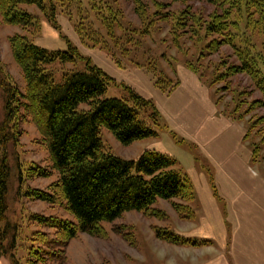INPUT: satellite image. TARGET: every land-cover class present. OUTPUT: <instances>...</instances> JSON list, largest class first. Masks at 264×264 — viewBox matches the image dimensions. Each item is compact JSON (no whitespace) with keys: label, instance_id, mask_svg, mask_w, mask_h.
Wrapping results in <instances>:
<instances>
[{"label":"rangeland","instance_id":"obj_1","mask_svg":"<svg viewBox=\"0 0 264 264\" xmlns=\"http://www.w3.org/2000/svg\"><path fill=\"white\" fill-rule=\"evenodd\" d=\"M257 1L261 4L258 11L248 6L249 0H47L49 7L52 3L57 7L56 25L49 23L35 6L23 7L37 20L27 31L6 25L0 18V122L5 117L4 85L11 83L21 93L26 92L24 75L13 58L9 37L25 34L51 50H65L69 41L84 60L77 64H55L49 70L60 81L65 72L83 69L86 59L90 60L114 77L105 98H127L123 86L137 92V81L149 93L163 91L157 85V77L164 84L163 92L171 93L172 87L179 83L180 72L191 66L209 86L220 112L246 125L245 141L252 152L257 149L253 160L264 176V81L259 83L240 70L234 73V69H240V56L250 54L257 58L258 79H264V21L259 16V11L264 15V0ZM226 13L231 16L227 30L210 33L209 28L218 20L222 23L220 18ZM249 19H253V25H249ZM152 98L157 99L154 94ZM86 108V104L80 106ZM140 114L158 136L123 145L102 128L107 152L135 160L145 150H162L176 159L179 170L202 165L204 159L198 149L185 143L163 120L156 125L151 108L140 109ZM15 122L18 144L7 147L10 166L7 216L18 226L14 253L20 264L31 263V245L35 257L42 259L39 264H171L172 260L186 264L182 261L186 256L184 248L169 245L154 233L155 227L183 230V218L173 208V202L185 204L180 200H159L153 209L161 213L160 219L128 212L112 223L101 225L107 231L106 239L80 233L68 247L62 248L54 230L38 225L34 219L43 215L73 221L72 216L62 203L51 205L26 197L28 192L47 190L58 174L29 177L33 167L52 170L51 162L40 133L23 109ZM176 248L177 254L167 258V253L173 255ZM0 264L13 263L7 255L1 257ZM190 264H194L193 259Z\"/></svg>","mask_w":264,"mask_h":264},{"label":"trees","instance_id":"obj_2","mask_svg":"<svg viewBox=\"0 0 264 264\" xmlns=\"http://www.w3.org/2000/svg\"><path fill=\"white\" fill-rule=\"evenodd\" d=\"M259 5V1L249 0L248 6L257 11L261 9ZM28 6H35L49 23L56 25L57 7L54 3L49 7L47 0H0L2 22L18 26L23 31L31 29L37 20L34 14L23 9ZM226 14L220 18L222 23L218 20L209 28L210 33L227 30L231 16ZM259 16L264 21L260 11ZM252 21L248 20L249 25H253ZM9 43L13 58L24 75L26 92L21 93L11 83L3 88L6 101L5 117L0 122V259L8 255L13 264H20L14 253L18 226L12 224L7 216L10 180L7 147L18 144L14 129H17L15 120L20 109L27 113L40 133L52 169L33 167L29 177L48 178L53 172L58 174L47 190L28 192L26 197L51 205L62 203L74 219L68 221L43 215L34 219L38 225L54 230L53 235L59 239L62 248L68 247L70 241L80 233L106 239L107 231L101 225L112 223L128 212L136 211L160 219V212L153 209L159 200H180L185 204L173 202L174 210L183 219L194 217L191 204L195 201V189L189 176L176 168L178 163L175 158L148 149L137 159L127 160L105 150L102 128H106L123 145L158 136L157 131L140 114V109L151 108L152 118L158 125L161 114L153 100L146 99L127 86H123L128 93L127 98H105L114 79L87 59L83 69L65 72L62 79L57 81L49 70L50 66L77 64L84 60L78 48L69 41H66L65 50L47 49L25 34L9 37ZM240 60V69H234V73L243 71L251 74L259 83L264 81L258 79L256 57L246 54L240 56ZM189 69L196 72L191 66ZM157 78L158 87L166 90L161 78ZM85 104L87 108L80 109ZM256 150L253 151V158ZM210 185L218 197L212 177ZM154 233L157 239L173 245L196 246L207 242L158 227L154 228ZM36 234L34 232L33 237ZM31 242L34 243V238ZM32 250L31 245L30 264L42 263V259L36 258ZM65 260L66 256L61 259L63 262Z\"/></svg>","mask_w":264,"mask_h":264},{"label":"crops","instance_id":"obj_3","mask_svg":"<svg viewBox=\"0 0 264 264\" xmlns=\"http://www.w3.org/2000/svg\"><path fill=\"white\" fill-rule=\"evenodd\" d=\"M184 70L171 93L159 89L149 93L138 81L135 85L140 95L154 101L161 121L204 159L199 167L182 169L195 189L191 204L195 214L183 219V230H172L207 242L169 245L184 248L186 264L191 259L194 264H264V176L245 141L247 127L242 120L221 113L209 86L187 67ZM177 252L167 253V258ZM171 264L183 263L172 260Z\"/></svg>","mask_w":264,"mask_h":264}]
</instances>
